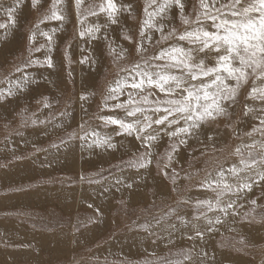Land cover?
Returning a JSON list of instances; mask_svg holds the SVG:
<instances>
[{"label":"rangeland","instance_id":"374dc122","mask_svg":"<svg viewBox=\"0 0 264 264\" xmlns=\"http://www.w3.org/2000/svg\"><path fill=\"white\" fill-rule=\"evenodd\" d=\"M52 2L39 0L33 7L31 0H21L12 25L3 9L13 0H0V23L10 25L0 29V264H201L199 258L213 250L197 254L188 241L165 243L141 255H118L106 248L119 236H126L120 246L127 244L133 234L156 244L168 229L188 218L187 223H198L210 233L202 245L229 251L231 257L223 261L236 264L234 255L252 259V264L264 263V182L258 179L264 173V102L249 95L253 82L259 87L260 80L249 76L227 103L226 114L204 122L191 135L172 137L167 133L173 128L161 131V126L153 125L148 132L157 138L150 148L135 134L118 135L117 125L100 118L131 121L125 109L113 107L128 99L127 91L106 100L109 88L138 63H165L153 60L162 48L189 47L178 37L195 27L198 15L202 26L212 30L201 0H181L182 10L173 4L154 16V26L144 30L143 39L145 9H155L152 0H114L121 9L117 23L99 10L105 0H84L79 19L75 0H62L59 7L65 19L44 20ZM230 2L204 0L210 14ZM83 19L86 23L81 25ZM94 25L98 32L80 38L81 30ZM34 26L38 27L33 43L29 35ZM43 32L50 33L51 41ZM46 56L52 67L44 63ZM213 61L214 54L208 53L206 62ZM152 93L150 101L165 98L157 89ZM108 137L114 147L97 146L96 141ZM233 166L236 173L230 171ZM213 180L222 183L218 187ZM244 183L253 185L244 188ZM217 198L220 207L232 203L227 215L216 207ZM201 201H211L213 209L198 205ZM229 220L227 226L224 222ZM235 222L262 230L261 250L251 252L242 245L236 250L241 234V239L227 237ZM90 228L93 232L84 239L81 231ZM224 228L226 232L216 234ZM195 229L189 231L199 230Z\"/></svg>","mask_w":264,"mask_h":264},{"label":"snow or ice","instance_id":"6c2138e0","mask_svg":"<svg viewBox=\"0 0 264 264\" xmlns=\"http://www.w3.org/2000/svg\"><path fill=\"white\" fill-rule=\"evenodd\" d=\"M84 0H75L78 19L80 9ZM33 7L39 4V0H31ZM62 0H53L49 13L44 16V20L63 21L65 19L62 9L59 5ZM155 9L148 12L145 9L148 18L143 21L141 26V38L143 39L145 29L153 27L151 23L154 16H159L166 9L175 4L182 10L184 5L181 0H152ZM246 4V6H245ZM21 6V0H13V5L3 9L10 24L16 23L15 12ZM201 6L205 9V19L211 21V29L202 26L199 15L197 16L195 27L186 30L179 35L180 41H187L189 47L170 46L162 48L158 54L153 57L156 61H165L162 64L145 61L143 64H136L127 72V75L115 82L114 87H110L106 100L116 99L117 96L128 93V99L123 103L114 104V108L125 109L126 117L133 118L131 121L114 116L100 117L107 123L117 125L120 131L118 135L135 134L137 139L142 140L150 148L151 142L156 140L157 136L148 132L153 125L161 126V131L165 126L173 128L167 134L172 137L179 135H191L192 131L199 128L208 120H215L216 117L225 115L227 112V103L233 101L243 83H247L249 76H254L262 83L259 87L255 86V81L250 90V97H255L264 102V0H231L227 5H222L215 12H208V5L201 0ZM226 9L222 11L221 9ZM101 12L107 13L111 23H117V13L121 10L117 7L114 0H105V4L99 5ZM90 15H96L91 11ZM43 23V21H41ZM81 25L86 23V19L80 20ZM185 23H190L185 20ZM9 23H0V29L7 30ZM29 35V41H35L36 31ZM162 30V26H161ZM53 32L55 29L52 30ZM99 31V26L94 25L86 30L79 32L80 38L93 36ZM48 41L52 36L49 32L41 33ZM131 39V37H126ZM150 39V38H149ZM41 48L44 45L40 46ZM141 44L139 48H142ZM138 48V50H139ZM40 49H36L39 51ZM208 53L214 54L212 63L206 62ZM85 57L81 62L87 61ZM40 63V61H36ZM44 63L49 67L53 66L50 56H46ZM234 81L235 83H231ZM152 89H157L165 96L149 100L153 95ZM147 93V95H145ZM11 91L8 92L10 96ZM135 94V95H134ZM3 92L0 91V96ZM83 99V97H81ZM47 107L48 105L45 104ZM107 107V104H105ZM149 113H151L149 115ZM155 117V118H154ZM35 123V121H33ZM264 123V120L261 121ZM182 125V126H181ZM87 134H85L86 136ZM94 136L98 134L93 132ZM85 137H81L84 139ZM186 140H180L185 143ZM63 143V142H62ZM97 146L114 147L111 138H105L102 141H96ZM176 145L172 146L175 151ZM171 159V154H169ZM150 159L141 163L140 167H146ZM244 164V161H241ZM257 162L252 161V165ZM248 165L245 164V168ZM231 172L236 173L237 168L233 166ZM167 173L165 172V175ZM223 177V172L219 173ZM264 182V173L258 177ZM213 184L218 187L221 180H213ZM211 187V185H209ZM224 187L231 190V186L224 183ZM244 188H251V184L244 183ZM207 204L209 210L213 209L211 201L197 202ZM255 203V201H253ZM232 203L220 207V200L217 198L216 207L227 215V209L232 208ZM207 219V217H205ZM216 223H220L219 218ZM208 231H212V220L208 219ZM197 237H202L203 233L196 231ZM206 255V253H205ZM187 261H191L190 256H186Z\"/></svg>","mask_w":264,"mask_h":264},{"label":"bare ground","instance_id":"6f19581e","mask_svg":"<svg viewBox=\"0 0 264 264\" xmlns=\"http://www.w3.org/2000/svg\"><path fill=\"white\" fill-rule=\"evenodd\" d=\"M183 1V0H182ZM11 2V1H10ZM182 3V2H181ZM179 7V6H178ZM127 18V17H126ZM128 19V18H127ZM129 24V23H128ZM122 29V28H121ZM126 29V28H125ZM126 44V43H125ZM41 93V92H40ZM79 103V102H78ZM77 106V105H76ZM5 116V115H4ZM17 137V136H16ZM210 142V141H209ZM213 142V141H212ZM182 145V144H181ZM184 149V148H183ZM197 153V152H196ZM186 154V153H185ZM188 156V155H187ZM176 160V159H175ZM98 161V160H97ZM183 161H184V158H183ZM88 162H92V160L90 161H87L86 163ZM179 163V162H178ZM59 164V163H58ZM228 164V163H227ZM171 165V164H169ZM229 168V167H228ZM159 182V181H158ZM156 186V185H155ZM156 187H158V185ZM166 187V186H165ZM153 188V189H154ZM168 188V187H167ZM152 189V190H153ZM154 191V190H153ZM197 191V190H196ZM190 192V191H189ZM153 193V192H152ZM156 193V191H155ZM157 194V193H156ZM154 197V196H153ZM172 199V198H171ZM87 202V201H86ZM138 202V201H137ZM238 202V201H237ZM85 203V202H84ZM84 207L86 205H83ZM91 208H94L92 206H90ZM232 211V210H231ZM189 219V218H188ZM187 219V220H188ZM236 219V218H235ZM187 220L185 222H182V223H179V224H176L174 226H172L170 229H168L166 231V233L162 234L160 239L158 240V242L156 244H152L150 242H146L145 240V235L143 236H140V235H137V234H133L132 236L129 237V241H125V243L127 244H124L123 246H120L122 244V238H125V237H120L118 238V242H114L113 244L114 245H110L108 247H106L107 249L109 250H114L115 253L114 254H118V255H126L128 253H133L134 255H137V254H147L149 252H152L158 248H160L161 245L165 244V243H168L169 245H173V244H178V242H184V241H188V243H190V246H192L193 250H196V253L199 254L201 252H203L202 254L204 253H209V251H212V245L210 244H205L202 245L201 242L202 241H205L207 237H209L210 233L209 232H205L201 226L196 223V224H189L187 223ZM235 221V220H234ZM254 223V222H253ZM257 223V222H256ZM255 224V223H254ZM229 226V223L228 225ZM87 227V226H86ZM220 227H223L222 224H220ZM246 227V226H245ZM198 229L199 228V231L203 233V236L202 237H197L196 236V231L195 232H192L194 229ZM218 228V227H217ZM97 229V228H96ZM183 229V230H182ZM195 229V230H196ZM247 229V228H246ZM189 230H192V231H189ZM82 234L84 235V239L87 237H89L91 235V233L93 232V230L90 228V229H84L83 231H81ZM211 232V231H210ZM249 232V231H248ZM252 232V231H251ZM95 233V232H94ZM246 233V232H245ZM86 234V236H85ZM149 234H150V231H149ZM147 235V233H146ZM124 236V235H123ZM148 236V235H147ZM248 236V235H247ZM157 237V236H156ZM246 237V236H245ZM249 237V236H248ZM168 238V239H167ZM204 239V240H203ZM209 239V238H207ZM251 239V238H250ZM41 240V239H40ZM116 240V239H115ZM128 240V239H127ZM207 241V240H206ZM260 241V240H259ZM263 242V241H262ZM261 243V242H259ZM31 245V244H30ZM35 246V245H34ZM263 246V245H262ZM214 247V246H213ZM66 248V247H65ZM191 248V247H190ZM254 248V247H253ZM38 249V248H37ZM36 249V250H37ZM65 250V249H64ZM103 251V250H102ZM24 252V251H23ZM62 252V251H61ZM65 252V251H64ZM68 252V250H67ZM66 252V253H67ZM163 252V250H162ZM31 253V252H30ZM43 253V251H42ZM53 253V252H52ZM229 253V251H228ZM133 254H128V255H133ZM103 255V254H102ZM106 255V254H105ZM36 256V255H35ZM51 256V255H50ZM33 257V256H32ZM227 257V254L225 253H220L218 251H212L211 253L207 254V257L204 256V258H199V261L201 263L204 264V262H206L205 264H211L209 262L208 259H211L212 261V258H214V260H216V258L222 260V259H226ZM229 257V256H228ZM234 258V257H233ZM82 259V258H81ZM203 259V260H202ZM236 259V258H235ZM33 260V259H32ZM217 263V262H216ZM243 263V261H242Z\"/></svg>","mask_w":264,"mask_h":264},{"label":"crops","instance_id":"0c3cea01","mask_svg":"<svg viewBox=\"0 0 264 264\" xmlns=\"http://www.w3.org/2000/svg\"><path fill=\"white\" fill-rule=\"evenodd\" d=\"M259 167V165H257L256 166V168H258ZM253 169V171H255V169L254 168H250L249 170H252ZM260 169V168H259ZM251 185H253V184H251ZM254 185H256V186H258V185H261V183H257L256 182V184H254ZM262 185H264V183L262 184ZM236 203V202H235ZM237 207V204H235V208ZM232 221L231 220H229V221H226V222H224V223H226V225H228V223H231ZM234 230H231V233L230 234H227V237H231V236H236V237H238L239 239H241V241L239 242L238 241V243H237V245H236V250L238 249V247H239V245H242V246H244V248L245 249H247V250H249V251H251V252H254V250L255 251H257V250H261L262 249V243H259V242H261V237H262V235H263V232H262V230H260L258 227L257 228H255V229H253L252 230V226H248L247 225V227H245L244 225H239L238 223H234ZM228 228V227H227ZM245 228V229H244ZM247 228V229H246ZM229 229H232L231 227H229ZM151 231V230H150ZM216 231H218L216 234H218V233H224V232H226L227 230H225V228L223 229V230H221V229H219V230H216ZM249 231V232H248ZM252 231V232H251ZM232 232H234V233H232ZM246 232V233H245ZM149 233V232H148ZM239 234H241V238H240V236H239ZM148 235V234H147ZM218 235H220V234H218ZM229 235V236H228ZM249 237H248V236ZM243 236V237H242ZM246 236V237H245ZM238 238H237V240H238ZM251 238V239H250ZM223 240H225L226 238H225V236H224V238H222ZM260 240V241H259ZM246 241H251L250 243H246ZM235 242V241H234ZM254 247V248H253ZM212 248H214V247H212ZM243 248V249H244ZM240 249V248H239ZM214 252L215 251H218V252H220V253H225V254H227V258H230L231 257V255L230 254H228V251H223V250H220V249H212ZM240 251V250H239ZM237 252V251H236ZM203 253V252H202ZM201 255H204V254H201ZM229 256V257H228ZM234 258V260H236V261H234L236 264H238V263H241V264H252V259H251V261L248 259V258H245V260H243L241 257H239V256H234V255H232ZM202 258H204V257H202ZM236 258V259H235ZM209 260V262L210 263H212V264H229V262H230V259L226 262V261H223L224 259H222V260H220V259H218V258H216V260H214V258H212V261H211V259H208ZM242 261H243V263H242ZM217 262V263H216ZM206 262H204V264H205ZM201 264H203V263H201ZM231 264V263H230ZM254 264V263H253ZM255 264H257V263H255ZM262 264H264V263H262Z\"/></svg>","mask_w":264,"mask_h":264}]
</instances>
